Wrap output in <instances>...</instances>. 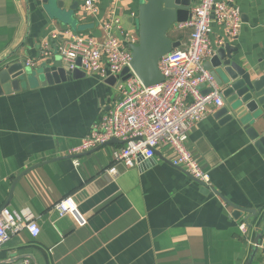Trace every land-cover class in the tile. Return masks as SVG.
<instances>
[{"label": "crops", "instance_id": "0c3cea01", "mask_svg": "<svg viewBox=\"0 0 264 264\" xmlns=\"http://www.w3.org/2000/svg\"><path fill=\"white\" fill-rule=\"evenodd\" d=\"M144 0H95L96 14L84 0H0V59L34 62L25 68V87L0 96V210L32 218L39 234L21 231L0 248V264H264L256 247L264 232V159L236 121L215 117L218 109L187 133L185 146L206 172L212 188L227 202L259 210L241 214L221 198L201 190L183 170L169 163L172 152L159 147L157 156L125 168L112 161L122 143H107L72 153L94 123L123 99L112 76L99 74L53 85L34 77L44 64L55 70V54L44 60L41 46L58 34L54 48L71 34L101 39L106 24L137 36V13ZM200 0H194L193 9ZM240 13L234 37L212 24L210 41L236 48L232 54L245 70L264 59V0H216ZM57 4H61L58 7ZM113 33L119 38L118 29ZM189 30L175 25L167 36L180 46ZM222 46V47H223ZM209 59L203 62V69ZM207 90L200 86V92ZM252 129L264 132V121ZM115 167L112 177L105 170ZM72 197L87 220L78 226L59 216L54 205ZM247 225L244 235L241 226ZM258 242V243H259ZM256 252L253 254V249Z\"/></svg>", "mask_w": 264, "mask_h": 264}, {"label": "built area", "instance_id": "2783aa9c", "mask_svg": "<svg viewBox=\"0 0 264 264\" xmlns=\"http://www.w3.org/2000/svg\"><path fill=\"white\" fill-rule=\"evenodd\" d=\"M83 7L91 15L97 12L95 0H84ZM212 24L221 26L228 37H234L241 24L240 13L225 2L200 0L191 9L186 22L175 24L177 30L190 31L187 42L159 59L158 69L163 81L145 88L130 70V77L119 86L123 99L92 125L89 134L72 153L88 152L117 140L122 145L113 151L112 161L131 168L152 159L157 148L167 147L173 154L169 163L212 192L209 175L185 146L188 131L204 120L212 109L224 106L221 89L210 73L203 69V62L214 55L210 41ZM114 29H118L119 38L113 33ZM58 38V34H53L51 43ZM50 41L42 43V59H50L55 54L66 71L78 69L87 75L112 76L119 81L122 71L130 69L129 45H136L138 39L122 32L116 25L106 24L101 39L71 34L67 41L54 48ZM215 45L220 48L224 41L218 40ZM34 65V62H25L27 68ZM202 85L209 90L208 93L200 92ZM105 172L112 177L117 175L114 166ZM54 209L59 216L72 217L78 226L87 223L70 196L58 201ZM240 229L244 235L248 230L247 225H242ZM21 231H27L32 238H36L39 227L32 218L22 220L7 208H2L0 248ZM256 247L264 259V232ZM18 264L31 263L22 260Z\"/></svg>", "mask_w": 264, "mask_h": 264}, {"label": "water", "instance_id": "95a60500", "mask_svg": "<svg viewBox=\"0 0 264 264\" xmlns=\"http://www.w3.org/2000/svg\"><path fill=\"white\" fill-rule=\"evenodd\" d=\"M48 1L42 0L45 5ZM193 1L144 0L138 8L136 19L137 44L129 45L131 51L130 69L126 68L122 71L119 81L110 77L108 82L112 84L116 81L117 86H120L130 77L129 71L131 70L145 88L160 84L163 78L158 69L159 59L180 46L179 42H172L167 34L175 24L186 22ZM57 5L61 7V4ZM236 52V48L227 45L220 47L204 67V70L210 73L216 85L221 89L224 99V106L217 110L215 117L222 119L224 123L234 120L241 125L249 138L254 141L255 148L264 159V132L258 134L252 129L254 123L264 121V59L259 62L256 68L247 71L240 65L237 57L232 56ZM14 56L15 52L0 59V96L18 92L25 87L26 76H32L25 68L24 61L15 60ZM77 64L79 66V61ZM54 68L55 70H51L45 64L41 66L34 74V77L40 78L37 83L53 85L85 77V74L78 69L72 72L66 71L59 59ZM208 92L207 89L204 93ZM114 142L119 141L111 140L108 143ZM154 156H157L156 151ZM197 183L205 193L211 192L199 182ZM212 193L231 206L236 217L241 214L256 217V213H259V210L244 209L232 205L215 190ZM261 235L262 233L258 235V239ZM258 242L257 240L256 244ZM255 252L256 248L253 249V254ZM253 256H250L247 264L251 263Z\"/></svg>", "mask_w": 264, "mask_h": 264}]
</instances>
